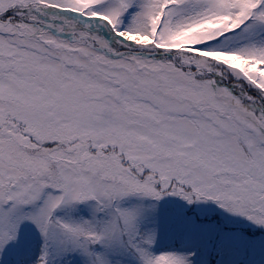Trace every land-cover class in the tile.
Listing matches in <instances>:
<instances>
[{
    "label": "snow or ice",
    "instance_id": "snow-or-ice-1",
    "mask_svg": "<svg viewBox=\"0 0 264 264\" xmlns=\"http://www.w3.org/2000/svg\"><path fill=\"white\" fill-rule=\"evenodd\" d=\"M0 264H264V0H0Z\"/></svg>",
    "mask_w": 264,
    "mask_h": 264
}]
</instances>
